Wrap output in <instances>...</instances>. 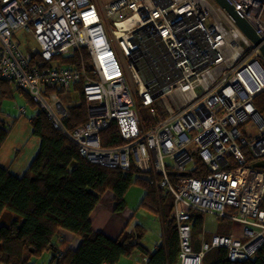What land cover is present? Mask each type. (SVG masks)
Segmentation results:
<instances>
[{
  "label": "built area",
  "instance_id": "2783aa9c",
  "mask_svg": "<svg viewBox=\"0 0 264 264\" xmlns=\"http://www.w3.org/2000/svg\"><path fill=\"white\" fill-rule=\"evenodd\" d=\"M228 2L264 44V0ZM19 31L36 44L29 54L37 53L43 62L85 49L90 72L31 63L15 38ZM143 31L165 48L172 63L165 78L167 96L173 105L181 103L164 106L165 118L147 129L135 104L155 116L158 99L134 65L140 51L136 36ZM127 70L135 83L132 92ZM0 79L28 92L90 163L121 170L133 164L160 177L159 187L173 197L178 264H205L204 255L218 247L227 250L228 261L244 262L264 246V167H256L264 165V60L259 46L218 5L212 9L204 0L100 5L94 0H0ZM79 81L88 120L68 131L61 121L64 105L45 90H69ZM112 123L124 144L103 147L100 133ZM249 125L255 136L247 134ZM193 170L198 176L189 175ZM193 212L228 220L229 233H214L208 240L201 236L199 250H193Z\"/></svg>",
  "mask_w": 264,
  "mask_h": 264
},
{
  "label": "trees",
  "instance_id": "16d2710c",
  "mask_svg": "<svg viewBox=\"0 0 264 264\" xmlns=\"http://www.w3.org/2000/svg\"><path fill=\"white\" fill-rule=\"evenodd\" d=\"M29 59L42 67L75 66L90 72L89 56L83 48L55 57L51 62H43L37 53L29 54ZM12 85L0 79L1 98L18 92L35 107L36 103L28 92L14 85L12 88ZM45 91L54 92L64 105L66 115L61 121L68 131L87 122L82 81L69 90L47 88ZM71 91L77 93L76 99L70 97ZM135 105L145 129L166 116L159 100L154 104L155 116H151L149 111L146 113L138 102ZM28 120L32 135L39 141V148L25 173L18 177L0 166V264H117L121 258L130 257L135 251L146 254L149 264H178L179 240L173 217V197L169 191L159 187L158 175L143 173L133 164L127 170L92 164L80 155L78 148L60 130L52 126L41 109L35 110ZM11 128L0 118V149ZM100 140L103 147L124 144L114 123L100 133ZM194 159L202 170L200 158L196 155ZM250 160L248 158L249 163ZM196 174L197 170H193L189 175L198 176ZM134 186L142 191L141 204L147 203L161 224L160 246L152 253L141 243L144 227L138 222L132 228L127 224L116 239L93 230L91 226L90 214L107 191L113 195L115 212H121L126 208V195ZM261 207H264V202ZM204 220L203 213H192L193 239L198 235L206 240L211 237L212 234L203 231ZM225 221L226 225L215 227V233H229L230 223ZM64 231L78 237L79 245L75 250L62 237ZM263 255L264 246L251 259L230 262L227 250L218 247L207 252L203 261L205 264H264Z\"/></svg>",
  "mask_w": 264,
  "mask_h": 264
},
{
  "label": "rangeland",
  "instance_id": "374dc122",
  "mask_svg": "<svg viewBox=\"0 0 264 264\" xmlns=\"http://www.w3.org/2000/svg\"><path fill=\"white\" fill-rule=\"evenodd\" d=\"M94 1L100 5V2L104 3L110 0ZM204 1L207 2L212 9L217 8V4L213 0ZM15 38L20 44L21 51L27 57L29 49L31 50L32 48H35L37 50L33 39L27 37L22 32L19 31L15 35ZM136 41L140 48L139 54L134 60L138 77L142 82L151 86L152 93L163 105V108L164 106L166 107L169 105L179 108L181 103L173 105L167 96L168 86L165 78L172 72V63L165 48L149 31L139 33L136 36ZM127 72L128 73L125 75L126 84L129 91L132 92V90H135V83L130 71L127 70ZM12 88H14V86ZM77 96L76 92H70V97L72 99H76ZM261 107L264 108V102H262ZM22 109H24L25 112L21 115ZM37 109L38 107L36 105L33 107L31 104H28L24 96L18 92H13L11 97H0V118L4 123L12 126L8 142L6 143V147L2 149L3 151H1V154H6L9 149H11L12 160L17 162L21 158L22 151L28 150L32 143L37 140V138L30 133L31 131L28 120ZM143 110L148 113L147 108H143ZM246 130L248 135H256L255 127L249 125ZM142 195L141 189L136 188L135 186L129 190L125 197V214L127 216H130L131 214V216L134 215L139 224L144 227L142 240L151 243V238L156 240V234L160 231L161 225L160 222L154 218L152 213L149 214V212H147L149 211V209L147 210L149 205H147V203H144V205L141 204L143 200ZM204 221V229L209 234L215 233L216 226L227 224V221L225 220L208 216H205Z\"/></svg>",
  "mask_w": 264,
  "mask_h": 264
},
{
  "label": "crops",
  "instance_id": "0c3cea01",
  "mask_svg": "<svg viewBox=\"0 0 264 264\" xmlns=\"http://www.w3.org/2000/svg\"><path fill=\"white\" fill-rule=\"evenodd\" d=\"M30 133L32 135V131ZM8 139L9 136L0 149V166L7 168L13 175L20 177L25 173L28 164L37 153L39 141L38 139L35 140L28 150H23L21 158L16 162L12 160L11 149H9L6 154H1V151H3L2 149L6 147ZM114 209L115 203L113 195L111 192L107 191L100 198L90 214V222L93 230L99 231L111 239H116L127 224H129L128 226L132 228L133 224L138 222L134 215L131 216V214L130 216H127L125 214V209L121 212H115ZM147 212H149V214L152 213L154 218L158 220L154 211L149 210ZM62 237L68 242L71 249L75 250L78 247L79 239L74 234L64 231L62 232ZM195 238L196 241H193L192 248L197 251L199 250L201 235H198ZM160 242L161 229L158 231V234H156V240L151 238V243L146 242V240H141L142 245L149 253H152L155 249H157L160 246ZM148 260L149 258L146 254L140 251H135L130 257L121 258L117 264H149Z\"/></svg>",
  "mask_w": 264,
  "mask_h": 264
},
{
  "label": "water",
  "instance_id": "95a60500",
  "mask_svg": "<svg viewBox=\"0 0 264 264\" xmlns=\"http://www.w3.org/2000/svg\"><path fill=\"white\" fill-rule=\"evenodd\" d=\"M229 17L230 19L241 29L244 35L255 45L259 46V51L264 60V44L257 36L255 31L249 26V24L242 18L241 15L232 7L228 0H213ZM256 167L263 168V164H257Z\"/></svg>",
  "mask_w": 264,
  "mask_h": 264
}]
</instances>
